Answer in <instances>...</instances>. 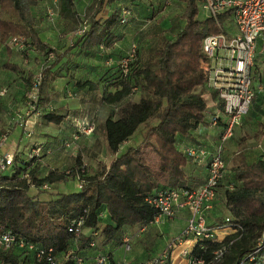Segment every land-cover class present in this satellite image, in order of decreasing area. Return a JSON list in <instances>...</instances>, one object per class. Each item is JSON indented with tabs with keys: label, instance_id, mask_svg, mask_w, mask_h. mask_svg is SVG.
I'll return each instance as SVG.
<instances>
[{
	"label": "trees",
	"instance_id": "obj_1",
	"mask_svg": "<svg viewBox=\"0 0 264 264\" xmlns=\"http://www.w3.org/2000/svg\"><path fill=\"white\" fill-rule=\"evenodd\" d=\"M39 1L0 0V44H5L9 38H20L23 43L29 41L34 50L45 51L54 59L41 71L38 87L41 103L52 69L72 49L77 48L85 54L102 58L103 51L122 39L115 27L118 22L126 23L129 17L127 8L135 0H91L82 18L76 11L75 0H57L60 19L73 22L82 20L87 27L80 31V36L72 47L60 54L43 44L39 38L37 23L31 14V8ZM117 1L120 4L107 19H97L106 7ZM142 1L149 3V0ZM177 1L185 6L180 15L182 26L172 29L173 38L161 35L160 45L155 51V66H138L140 52L137 45L133 44L136 47L135 56L128 63L126 72L123 71L121 62L133 45L120 57L113 67L115 69L111 68L103 75L107 76L113 88L111 92H105L103 102L116 107L104 120L101 128L108 151L115 155L109 166L99 177H80L81 184L77 192L56 193L53 199L42 201L30 195L31 186L38 188L63 184L78 175L73 170L66 173L50 169L44 177L39 178V160L49 155L46 153L47 149L51 154L52 148L45 143L31 145L26 153L38 146L43 149L41 157L30 159L27 156L26 160L20 161V154L16 153L13 172L0 177V224L22 234L33 243L52 247L57 256L71 251L73 256L81 258L85 264L84 258L73 247L78 237L67 231L72 221L83 216V230L89 229L91 234H100L103 244H120L125 228H144L155 222L157 211L147 202L148 199L160 190L183 187L158 188V184L150 177L148 168L135 157V148L128 147L118 154L121 145L151 119H156L157 123L149 129L150 133L171 146H175L177 137L188 135L204 122L207 107L202 100L201 90L205 88L206 76L201 47L203 39L208 35L218 34L219 29L211 18H198L201 0ZM4 68L15 70L9 64H5ZM73 84L77 91L96 92L99 88L97 82L90 80L79 79ZM31 87L29 85L28 90ZM138 90L142 92V96L138 102H134L131 96ZM65 119V115L55 112H48L43 116L46 123L55 126ZM87 119L94 124L93 120ZM218 125L222 126V122ZM73 133L75 127L67 139L60 141V147L64 148L62 144L69 141ZM220 185L225 186L228 218L240 229L220 243H197L191 251V258L208 264L213 260L214 253L225 247L215 264H238L258 249V240L264 234V156L250 164L236 166L229 175L226 174ZM92 242L95 246V242L91 241L88 247H94L90 246ZM97 255H105L108 264H116L108 252ZM255 256V264H264V248ZM17 258L18 254H0V259L5 261L15 262ZM164 264L171 262L166 260Z\"/></svg>",
	"mask_w": 264,
	"mask_h": 264
},
{
	"label": "rangeland",
	"instance_id": "obj_2",
	"mask_svg": "<svg viewBox=\"0 0 264 264\" xmlns=\"http://www.w3.org/2000/svg\"><path fill=\"white\" fill-rule=\"evenodd\" d=\"M91 0H76L77 10L80 18L83 16L82 9L84 6L89 5ZM142 0H135L134 3L129 4L128 11L129 17L125 24H118L115 27L118 35L122 36V51L119 57L124 56L130 49L131 45L136 44L139 48L138 66L149 65L155 66L156 62V50L160 45L161 35L165 37L173 38L174 32L182 26L180 15L183 10V5L177 0H149V3H144ZM57 3L55 0H47V3L41 7L31 8V14L36 20V23H40V32L45 33L48 40L53 44H50L49 48L53 49L56 53H62L76 42L80 36V31L87 28L85 22L80 20L79 22L61 20L56 13ZM133 8H138L134 10ZM48 10L54 12L52 18L47 16ZM101 13L98 15V18ZM199 16H202L199 14ZM123 18V16H122ZM45 23V28L42 29V23ZM173 30L170 32L168 29L169 24ZM172 34V35H171ZM264 36V35H262ZM10 39V38H9ZM22 44L19 47H10L8 40L1 47L0 56V69L2 65L9 61L4 54V50L13 49L17 53V62L21 66V74L29 80L31 87L27 90L24 97L25 110L23 115L18 118L17 122H11L3 125L0 128V136L7 133L9 138L12 130L18 126L21 131L22 139L20 141V150L28 148L30 138H26L23 134V128L26 123L32 125L33 134L31 139L36 136L41 137V143L49 144L52 148V153L43 157L51 158L44 161V165L40 164L39 178L47 170L55 168L58 172L70 173L73 170L78 176L75 179H69L66 183L48 185L46 188L34 187L30 188V195L36 197L42 201H49L55 197L56 193H73L79 190L81 184L79 178L82 176H97L102 174L103 170L109 166L111 161L115 158V155L111 154L106 146V141L102 134V124L104 120L111 115L116 109L115 106L106 105L103 102V95L105 92L112 91V85L107 76L99 75L97 79L93 77L92 67H97L99 63H94L92 60L100 59L103 62V58L94 57L88 53H83L79 49H72L66 57L67 61H61L59 63V69L57 73L70 71L73 75H76L80 80L92 79L99 84L96 92H90L87 90L77 91L74 84L63 86V91L57 96V102L54 101L55 94H53L52 87L55 85L51 78L48 77L47 91L42 99L41 103L39 97L32 93L34 81L37 76L41 74V71L48 66L54 59L49 57L45 51H35L30 45V42ZM103 53H105L103 51ZM120 59V58H119ZM66 62V63H64ZM118 62L115 63V66ZM107 66V65H106ZM58 68V67H57ZM115 68H112V70ZM109 76V75H108ZM60 81V80H57ZM61 82V81H60ZM60 87H62L60 85ZM53 95H52V94ZM138 96H142V92L134 93L131 99L138 100ZM34 106V108H32ZM48 112H55L56 114L65 115L66 119L58 126L53 124L45 125L43 120L44 114ZM87 117L93 120L95 124V132L92 135H85L77 142L73 143L69 148L60 147L59 143L62 140L67 139L74 129V118ZM157 123L156 119L149 120L145 125H142L138 131L119 149V153L124 152L128 147H133L137 150L136 158H139L143 164L150 171V177L154 179L155 183L162 186L161 183L171 181L173 184L177 182L176 186L184 185L182 180L185 177V167L183 165H195L185 154V148H182L176 144L171 146L162 139L156 137L150 133V128ZM48 127L52 133H48ZM259 130V131H258ZM259 132V133H257ZM14 133V132H13ZM48 133V134H47ZM262 133L260 127L249 131L241 137H236L235 142L232 144L231 151L228 152V161L224 160L226 166V172L229 175L231 171L242 163L255 162L257 160V154H259L264 148V141H261L258 136ZM47 134V135H45ZM88 134V133H86ZM149 136V137H148ZM7 138V139H8ZM14 139L12 134L9 138V142ZM35 140V139H34ZM35 142H40L36 141ZM28 151V149H26ZM26 150L18 153L20 154V161L27 159ZM16 154V153H15ZM55 158V159H53ZM41 159V160H42ZM40 161V160H39ZM232 168V169H230ZM224 185V184H223ZM225 188V186H223ZM227 217L226 215H224ZM223 217V216H222ZM223 219L220 218L219 222ZM186 223L181 229L180 233L185 229ZM164 233V237L161 239L159 247L165 249L170 242H172L179 235L169 227H158V230ZM173 235V236H171ZM156 253V248L151 250V254Z\"/></svg>",
	"mask_w": 264,
	"mask_h": 264
},
{
	"label": "built area",
	"instance_id": "obj_3",
	"mask_svg": "<svg viewBox=\"0 0 264 264\" xmlns=\"http://www.w3.org/2000/svg\"><path fill=\"white\" fill-rule=\"evenodd\" d=\"M200 10L206 18L214 20L219 29L218 34L208 35L203 39L201 51L205 58V87L216 93L221 104V111L211 118V125L217 126L222 122V129L218 136L217 149L206 165L207 177L198 188L163 189L147 200L157 211V218L171 219L182 211H186L188 217L185 229L159 256L145 264H164L166 260H170L175 251L186 258L188 264H204L202 260L191 258V251L197 243L203 241L220 243L240 229L231 223L228 216L222 223L209 226L206 223V216L211 211L217 190L227 174L222 158L224 145L232 138L235 128L248 114L260 90V87L255 84L253 68L256 43L264 35V0H201ZM53 15L54 12L48 10L47 16L52 18ZM229 25L233 32L229 30ZM22 44L24 43L20 38L8 40L10 47H19ZM135 48L133 45L121 62L124 72L127 70L128 63L134 59ZM40 82L41 74L37 76L32 88V93L36 96H38ZM5 93V90H0V97ZM33 127L34 123L25 124L23 134L26 138L32 137ZM74 127L75 133L72 134L71 139L62 144L66 149L85 135H92L95 130L94 124L86 117L74 119ZM7 138V133L0 136V177L13 172L16 156L14 152L1 151ZM46 153L50 154V150L47 149ZM42 154L43 149L37 146L32 147L27 156L30 159H37ZM186 155L195 162H199L205 156L200 149H189ZM46 187L47 185L42 186V188ZM84 220L81 216L72 221L68 225V233L79 237L83 232ZM219 236H222L221 240ZM90 246H94V243H90ZM262 248H264V234L258 240V249L238 264H255V255ZM224 250L225 247H222L216 251L213 260L208 264H215ZM0 254L4 256L18 254L15 262L0 259V264H66L69 261L74 264H83V260L73 256L71 251L57 256L52 247L33 243L3 224H0ZM93 264H108L107 257L97 255Z\"/></svg>",
	"mask_w": 264,
	"mask_h": 264
},
{
	"label": "crops",
	"instance_id": "obj_4",
	"mask_svg": "<svg viewBox=\"0 0 264 264\" xmlns=\"http://www.w3.org/2000/svg\"><path fill=\"white\" fill-rule=\"evenodd\" d=\"M55 1L57 3V0ZM127 2L128 1H126V3ZM46 3H47V0H40L37 5L38 7H41L42 5ZM119 4L120 3H118L117 1L115 4L106 7L101 12V16L99 18L97 17V19H101L102 21L107 19L110 13L112 12V10L116 9ZM181 4L183 5V9H184L185 7L184 4L183 3ZM37 5L33 7V9L36 8ZM87 6L88 5L84 6V8L82 9L83 13ZM133 9L138 10V8H133ZM76 11L77 13H79L78 12L79 10H77V6H76ZM56 13L58 14V5L56 6ZM199 14L202 15V16L198 15L199 19L203 20L206 18V15L201 10ZM173 25L174 24L171 23L168 26V29H170L169 30L170 32L173 29L172 28ZM41 26H42V29L46 27L44 22L42 23ZM229 28H230L229 30L233 32L232 27H230V25H229ZM37 29L39 32V38L43 44H45L47 47H49L50 44H53L52 42L48 40L44 32L43 33L40 32V23L37 24ZM121 42H122V39L118 40L117 42L113 44V46L110 49H106L104 51L105 53L102 54L103 62H101L100 59L92 60V62L94 63H97V64L99 63L97 67L96 66L92 67V70L94 72L93 77L95 79H97L99 75L101 76L106 75V72L108 70L115 67V63L118 62L120 58L119 55L122 51V45L120 44ZM3 46L4 44H0V51L2 49L1 47ZM4 54L7 56V59H9V61H6L2 65V68L0 69V90L6 91L5 95L0 97V128L3 125L9 124L10 121L17 122L18 118L21 115H23V112L25 110L24 97L28 90V86L30 85L29 80H27V78L23 77V75L21 74L22 69L16 60L17 59L16 51L8 48L4 50ZM1 55L2 53L0 52V56ZM66 57H68V55ZM66 57L62 59V61H67ZM94 57H98V55ZM60 63H63V62H60ZM5 64L14 66L15 70L4 68ZM58 65L52 69L51 71L52 74L49 76V78H51V81L55 83V85H53L52 87L53 94H55V99H54L55 102H57L58 100L57 96H59L60 92L64 90L63 86L70 85L74 83L76 80H79V78H77L76 75H73V73H70V71H65L64 73L61 72L60 74H58L56 72L57 69H59ZM253 75L255 79V84L256 86L260 87V90L258 91V94L256 95L254 102L249 109L248 114L243 118L242 123L238 127L235 128L232 138L228 140L226 144L224 145V149L222 152V158L226 161H228V152L231 151L232 144L233 142H235L233 140H235L236 137L239 138L242 135L244 136L246 132L249 133V131H254V129L260 127V129H262V133L258 136V138L261 141H264V36L259 38L256 43ZM57 80H60L61 82ZM85 80L93 81L90 78L85 79ZM93 82L96 83V81H93ZM60 85L62 87H60ZM198 90L199 88H197L196 91ZM201 93H202L201 95L202 100L205 102L206 107H207L204 122L200 124L196 130L191 131L188 135L179 136L176 138V144L178 143V145L181 148L182 146L185 148V151H184L185 155H186V151L189 149H195V150L200 149L205 154L204 158H202L199 162H195L192 158L186 155L189 159H191V161L195 165H192V166H189L187 164L183 165L182 167H185V171H186L185 177L184 178L182 177V180L181 179L177 180L182 183L184 182V185H182L183 187L185 186V187L194 188V189L198 188L207 177V166L206 165L211 155L217 149L218 136L222 129V127L219 125L212 126L210 124L211 116H214L216 114L218 115L221 111V104L218 101L216 93L213 91L207 90L206 87L201 90ZM139 99H140V96H138V100H134V99H131V100L134 102H138ZM45 125H48V123L45 122ZM45 129L49 130L48 133H52L48 127H46ZM11 134L14 139H12L9 142V138ZM9 138L7 139L4 146L1 147L2 152L20 153L26 149H29V147L33 144L41 143V139H42L39 136H36L33 139L30 138L28 148L26 147L24 148V150L22 149L21 151L20 141L22 139V136H21V131L18 126H16L12 130V132L9 135ZM34 139L40 142H35ZM125 143H123L120 148H122V146ZM260 151L261 152L257 154V157H259L257 158V160L260 159L262 156H264V148H262V150L260 149ZM25 152H27V150ZM49 159L51 158L47 157L46 159L44 158L40 160L41 166L44 163V161H47ZM144 165L146 166V164ZM227 165L228 164L226 162V166ZM50 169H55V168L50 167ZM39 172H40V169H39ZM47 172L48 170L43 175H46ZM176 183L177 182H174L173 184L171 181H168L167 183L163 182L161 184L168 185V186L158 185V188L174 187V186L177 187ZM224 192H225V189L223 188V185H220L217 190V196L213 203V207L206 216V223L209 226H216L220 224L222 221L219 222V219L220 218L224 219L225 218L224 215L228 216V212L225 208V193ZM187 217H188V213L186 211H182L179 214H177L174 218H171V219H167L163 217L157 218L155 219V222L153 224L148 225L144 228H138L137 226L125 228L120 244L113 243V242L108 243V244H103L102 237L100 234L98 233L91 234V231L89 229H84L82 234L77 238L76 244H73V247H75L77 251L79 252V254L84 258L85 264H92L93 263L92 258L96 256L98 253H103V252L110 253L111 258L114 260L116 264H143V263H146L148 260L159 256L165 250L164 248L161 249V247H159L160 241L164 237V233L162 232V229L161 231H159L158 227L167 226L169 227L171 231L173 230L175 233L179 232L178 234H180L181 229L186 223ZM221 239H222V236H219V240ZM91 241L95 242V246L92 248L88 247V243ZM127 245H128V249H126ZM167 246H165V248ZM154 248H156V253L151 254V250ZM170 262L171 264H188L187 259L182 257L177 251H175L172 254L170 258Z\"/></svg>",
	"mask_w": 264,
	"mask_h": 264
}]
</instances>
